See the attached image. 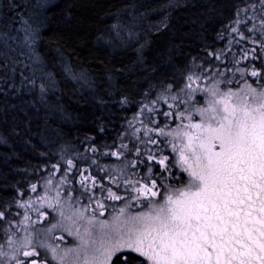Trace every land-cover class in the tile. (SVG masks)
Segmentation results:
<instances>
[{"label":"trees","instance_id":"16d2710c","mask_svg":"<svg viewBox=\"0 0 264 264\" xmlns=\"http://www.w3.org/2000/svg\"><path fill=\"white\" fill-rule=\"evenodd\" d=\"M27 17L32 19L26 26ZM260 20L264 0H0V211L6 213L0 217V253L12 243L25 264L45 257L57 264L47 247H36L39 256L25 257L27 249L18 245L25 230L35 233V240L52 229L45 243L57 247V212L42 196L57 194V188L64 195L69 188L85 195L79 174H88L86 168L104 183L109 175L119 182L146 175L147 168L131 165L132 160L166 175L158 161L144 155L157 146L139 140L159 137L146 135L145 129L175 127L177 106L185 111L197 105L199 97L192 102V94H185L189 75L222 90L256 86L258 78L264 83ZM33 22L40 25L34 42L27 38ZM116 32L131 42L113 46ZM253 68L261 74L253 76ZM150 109H155L151 119ZM134 128L141 131L133 135ZM159 138L163 154L169 155L165 138ZM134 144L141 148L139 156L131 151ZM121 145H127L121 149L124 156L113 155ZM117 169L129 174L118 175ZM22 200L32 203L26 209ZM10 259L0 254V264Z\"/></svg>","mask_w":264,"mask_h":264},{"label":"snow or ice","instance_id":"6c2138e0","mask_svg":"<svg viewBox=\"0 0 264 264\" xmlns=\"http://www.w3.org/2000/svg\"><path fill=\"white\" fill-rule=\"evenodd\" d=\"M13 7L19 8L20 5L14 4ZM31 19H25L26 26ZM259 23L264 32V20ZM39 26L37 22L30 26L32 35L27 38L33 42L40 38ZM164 26L167 27L166 24ZM233 31L238 32L239 28ZM239 34L244 36L243 32ZM245 58L241 56V59ZM260 74L261 69H252L253 76ZM196 80L198 77L189 75L186 88H192ZM40 87L43 89L44 85ZM185 94L191 95L190 92ZM207 94L206 107L179 111L177 106L181 120L175 127L148 126L145 129L148 136L158 133L159 137L165 138L166 144L176 153L171 163L169 156L163 154L159 147V137L153 136L147 141L137 137L140 144L157 146L155 152L149 149L144 155L148 161H158L157 167L162 166L167 173H154L153 165L143 160L129 162L133 166L147 168L146 175L137 173V179L124 180L125 190L131 187V200L144 201L146 210L130 213L125 204L111 220H102L96 214V208L90 215L87 207L81 208L79 214L88 221V225L83 232H73L79 237L80 244L73 249L62 250L45 244L54 260L59 264H264V87L249 86L247 91L229 89L227 92L211 88ZM162 98L169 99L168 96ZM123 99L127 102V97ZM145 108L146 105L141 109V116ZM154 111L149 110V119ZM194 112L199 113V119L193 118ZM163 115L167 118L171 111ZM139 123L144 127L142 120ZM140 131V128H134L133 135ZM123 148L127 145H121L112 154L124 156ZM93 151H96L95 147ZM131 151L139 156L141 148L134 144ZM67 164L74 167L75 161L68 159ZM176 164L187 172V178L185 182V177L178 174V186H173L170 178ZM55 167L59 169L60 165ZM72 167L68 168L69 172ZM85 171L88 174H79L80 183L91 192L89 201L104 212V181L91 175L89 169ZM117 173L129 174L122 169H117ZM106 178L112 184L117 183L118 177L109 175ZM158 180L165 186L163 193ZM97 185L100 186V195L93 200L92 197L97 196ZM32 188L35 190L36 185ZM106 190L109 199H122L113 188ZM44 202L50 207L55 206ZM20 203L27 209L32 201L22 200ZM58 211L63 216V210ZM5 215V211H0V217ZM47 215V212L42 213V216ZM29 219L25 214V223ZM72 222L76 223L75 220ZM31 236L25 230L24 243L18 245L27 249L23 252L25 257L39 256ZM16 247L10 243L9 251L0 253L12 257L6 264H13V260L15 264H25L18 258ZM125 250L131 251L125 255ZM28 264L49 262L45 257L30 259Z\"/></svg>","mask_w":264,"mask_h":264},{"label":"rangeland","instance_id":"374dc122","mask_svg":"<svg viewBox=\"0 0 264 264\" xmlns=\"http://www.w3.org/2000/svg\"><path fill=\"white\" fill-rule=\"evenodd\" d=\"M116 39H114L112 45L113 46H118V47H124L126 45H128L131 42V37H129L128 35H126V38L128 40H123V37L118 34L116 32ZM246 84V86H245ZM244 87H241V89H232V90H244L247 91L249 86H251L248 83H245ZM256 86H251L253 88H257L260 89L261 87H264V83L262 79H257L256 80ZM211 88H218L220 89L217 85H213V84H209L207 80L205 79H201L198 77V80L193 81V86L192 88H188L189 92L192 94L191 98H192V102L194 99H196L197 97H199L200 99L195 100L197 105H194L192 107H206L207 106V99H208V89ZM222 90V89H221ZM229 89H225L223 91L227 92ZM194 97V99H193ZM188 110H190V108H188ZM195 114V113H194ZM194 119H199V113L196 112L195 115H193ZM181 120V118H180ZM180 123V122H179ZM178 123V124H179ZM184 123H187V118H184ZM158 134V133H157ZM159 135V134H158ZM169 147V152H171L168 156H169V163L172 162V160H174L176 158V153L172 151L171 147ZM175 166H177L176 168H172V172H173V177L170 178V182L172 183L173 186H178V180L176 179V176L179 174L183 177H185V182H186V178H187V172L183 169H181L179 167L178 164H176ZM160 171H165L163 169L162 166H159ZM159 171V169H158ZM176 174V176L174 175ZM128 180H133L131 178H128ZM160 184V183H158ZM105 190H104V196H105V200H104V204L106 207V211L104 212H100L99 208L97 205H95L94 203H91L89 201V197L91 196V192L87 191L88 193H85L83 186H81V191L82 193H84L85 195H79L80 193L78 192H74L72 191L70 188L68 189L67 193L68 195H64V193L62 192V190L60 188H57V194L53 193V192H44L42 199L44 201H48L50 203H54V207H50L49 203H45L44 204H48V207H50L52 209V211H56L57 212V248L62 250L65 248L68 249H73L75 248L77 245L80 244V239L78 236L74 235L73 232L75 231H80L83 232L84 229L87 227L88 225V221L84 218H82L79 214V210L83 207H87L88 208V214L90 215L92 212L93 208H96V214L102 219V220H111V218L113 217V215L116 212H119L121 208L124 207L125 204L128 205V212L133 213V212H141V211H145L146 210V205L144 203V201H134L131 200V187H129L127 190H125L124 188V181L119 182L117 181L116 184H112V182H105ZM161 185V191L163 193L164 191V184H160ZM111 187L113 188L115 191H117L118 193L121 194L122 199L121 200H112L109 199L107 196V188ZM100 186L97 185V196L96 197H92L93 200H95L96 198L99 197L100 195ZM125 191H127V194H125ZM85 196V197H84ZM58 209H62L63 210V216H61V212L58 211ZM56 219V218H55ZM75 220L76 223H73L72 221ZM55 222V221H54ZM26 224V228L28 226V222L25 223ZM98 231V230H97ZM43 233L42 234L38 233L35 240L33 239V237L31 236V234H29L31 236L32 239V243H35V247L40 248V249H45V242H48L50 238H52L53 233H52V229H46L45 231H41ZM48 234V237H47ZM25 238V235H24ZM24 238L22 240V243H24ZM34 240V241H33ZM48 240V241H47ZM41 241H44V243H41ZM131 250H125V252H130ZM119 253H117L118 255ZM139 255V254H136ZM57 264H59V262L57 261Z\"/></svg>","mask_w":264,"mask_h":264}]
</instances>
